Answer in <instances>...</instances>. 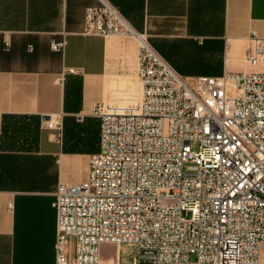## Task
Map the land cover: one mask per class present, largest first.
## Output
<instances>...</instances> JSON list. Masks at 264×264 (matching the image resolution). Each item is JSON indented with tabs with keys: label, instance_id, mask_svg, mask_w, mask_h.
I'll list each match as a JSON object with an SVG mask.
<instances>
[{
	"label": "built area",
	"instance_id": "obj_1",
	"mask_svg": "<svg viewBox=\"0 0 264 264\" xmlns=\"http://www.w3.org/2000/svg\"><path fill=\"white\" fill-rule=\"evenodd\" d=\"M82 33L137 38L143 93L128 110L93 107L101 147L87 180L55 192V264H118L104 243H134L131 264H260L264 38H249L255 70L183 76L108 0L86 8Z\"/></svg>",
	"mask_w": 264,
	"mask_h": 264
},
{
	"label": "crops",
	"instance_id": "obj_2",
	"mask_svg": "<svg viewBox=\"0 0 264 264\" xmlns=\"http://www.w3.org/2000/svg\"><path fill=\"white\" fill-rule=\"evenodd\" d=\"M108 1L183 76L256 69L249 38H264V0ZM99 4L0 0V264H55V192L87 180L101 147L93 107L142 100L137 38L82 33L86 8ZM50 119L61 129L45 126ZM107 246L120 247L102 244V259L120 264Z\"/></svg>",
	"mask_w": 264,
	"mask_h": 264
},
{
	"label": "rangeland",
	"instance_id": "obj_3",
	"mask_svg": "<svg viewBox=\"0 0 264 264\" xmlns=\"http://www.w3.org/2000/svg\"><path fill=\"white\" fill-rule=\"evenodd\" d=\"M196 147V144H193ZM105 254H109L112 257L119 256L120 264H131V260L136 253V245L134 243H123L119 248L115 246H107L103 249ZM195 260V256L191 257Z\"/></svg>",
	"mask_w": 264,
	"mask_h": 264
},
{
	"label": "water",
	"instance_id": "obj_4",
	"mask_svg": "<svg viewBox=\"0 0 264 264\" xmlns=\"http://www.w3.org/2000/svg\"><path fill=\"white\" fill-rule=\"evenodd\" d=\"M48 117L46 116V117H44V119H47Z\"/></svg>",
	"mask_w": 264,
	"mask_h": 264
}]
</instances>
